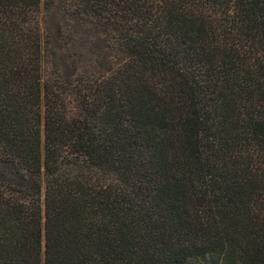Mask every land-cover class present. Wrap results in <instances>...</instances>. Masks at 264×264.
<instances>
[{
  "label": "trees",
  "instance_id": "obj_1",
  "mask_svg": "<svg viewBox=\"0 0 264 264\" xmlns=\"http://www.w3.org/2000/svg\"><path fill=\"white\" fill-rule=\"evenodd\" d=\"M0 264H264V0H0Z\"/></svg>",
  "mask_w": 264,
  "mask_h": 264
},
{
  "label": "rangeland",
  "instance_id": "obj_2",
  "mask_svg": "<svg viewBox=\"0 0 264 264\" xmlns=\"http://www.w3.org/2000/svg\"><path fill=\"white\" fill-rule=\"evenodd\" d=\"M63 74L68 79H73L74 78L71 70L69 69V67H68V65L66 63L64 64Z\"/></svg>",
  "mask_w": 264,
  "mask_h": 264
}]
</instances>
